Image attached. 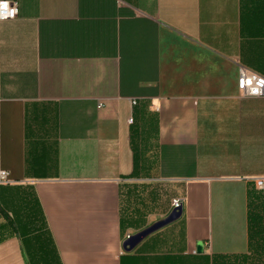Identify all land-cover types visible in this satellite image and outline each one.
I'll return each instance as SVG.
<instances>
[{"label":"crops","instance_id":"0c3cea01","mask_svg":"<svg viewBox=\"0 0 264 264\" xmlns=\"http://www.w3.org/2000/svg\"><path fill=\"white\" fill-rule=\"evenodd\" d=\"M8 1L18 13L0 21V264L249 254L264 98L243 97L238 76H264V0ZM174 199L181 218L124 252Z\"/></svg>","mask_w":264,"mask_h":264},{"label":"trees","instance_id":"16d2710c","mask_svg":"<svg viewBox=\"0 0 264 264\" xmlns=\"http://www.w3.org/2000/svg\"><path fill=\"white\" fill-rule=\"evenodd\" d=\"M249 254L235 259L215 258L214 264H264V190L249 192Z\"/></svg>","mask_w":264,"mask_h":264},{"label":"built area","instance_id":"2783aa9c","mask_svg":"<svg viewBox=\"0 0 264 264\" xmlns=\"http://www.w3.org/2000/svg\"><path fill=\"white\" fill-rule=\"evenodd\" d=\"M3 2L7 3L8 10H12L13 14L0 18V21L15 18L18 13L17 4L8 0H3ZM238 89L245 98H264V76L242 67L238 76ZM129 122L132 123V119H130ZM8 182V173L4 170H0V184H6ZM255 187L258 190H264V178L257 179L255 181ZM180 204V200L174 199L172 200L171 206L172 208H176Z\"/></svg>","mask_w":264,"mask_h":264},{"label":"water","instance_id":"95a60500","mask_svg":"<svg viewBox=\"0 0 264 264\" xmlns=\"http://www.w3.org/2000/svg\"><path fill=\"white\" fill-rule=\"evenodd\" d=\"M182 212L183 206L180 204L178 207L172 208L170 213L165 218L152 223L135 234L127 236V238L122 242V250L126 253L132 252L148 236L179 220L182 216ZM197 252H202L201 242L198 243Z\"/></svg>","mask_w":264,"mask_h":264},{"label":"snow or ice","instance_id":"6c2138e0","mask_svg":"<svg viewBox=\"0 0 264 264\" xmlns=\"http://www.w3.org/2000/svg\"><path fill=\"white\" fill-rule=\"evenodd\" d=\"M13 11L8 10V5L6 2H3V0H0V18H3L7 15H12Z\"/></svg>","mask_w":264,"mask_h":264}]
</instances>
